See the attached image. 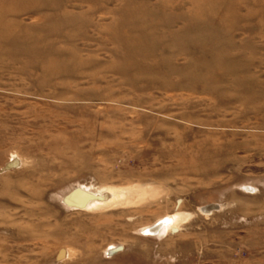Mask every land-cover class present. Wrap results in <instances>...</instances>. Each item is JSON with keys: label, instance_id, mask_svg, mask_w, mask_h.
Wrapping results in <instances>:
<instances>
[{"label": "rangeland", "instance_id": "374dc122", "mask_svg": "<svg viewBox=\"0 0 264 264\" xmlns=\"http://www.w3.org/2000/svg\"><path fill=\"white\" fill-rule=\"evenodd\" d=\"M13 159L0 264H264V0H0Z\"/></svg>", "mask_w": 264, "mask_h": 264}, {"label": "water", "instance_id": "95a60500", "mask_svg": "<svg viewBox=\"0 0 264 264\" xmlns=\"http://www.w3.org/2000/svg\"><path fill=\"white\" fill-rule=\"evenodd\" d=\"M16 162L17 161L15 159L11 160L0 171H3L4 169H8V168L15 166ZM106 197L107 196L105 194L102 196H99V195H96L90 191L83 189L82 187H75L61 198V202L67 207H71V208H75V209H85L92 200H94V199H105ZM207 209L211 210V209H213V207L208 206ZM164 220H165V218H163V219L157 221L156 223H154L153 225L145 228L143 230V233L149 234V235H156L158 233L159 229L161 228V223H163ZM116 250H117V248H110V249H108L107 254L112 255L115 253Z\"/></svg>", "mask_w": 264, "mask_h": 264}, {"label": "bare ground", "instance_id": "6f19581e", "mask_svg": "<svg viewBox=\"0 0 264 264\" xmlns=\"http://www.w3.org/2000/svg\"><path fill=\"white\" fill-rule=\"evenodd\" d=\"M104 194L107 196L105 199H98L97 201H93V203H91L88 207L107 204L108 202H111L113 200H117L120 198V193L112 188H108L102 194L99 193V196H102ZM178 220H179V214L177 213L170 214L169 216L165 218L163 223H161V228L159 229V231L168 229L170 227L172 228L178 222Z\"/></svg>", "mask_w": 264, "mask_h": 264}]
</instances>
